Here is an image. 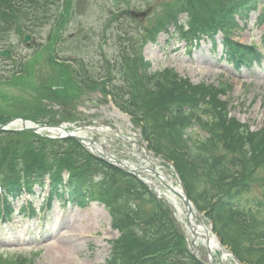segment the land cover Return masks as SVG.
Listing matches in <instances>:
<instances>
[{
	"label": "trees",
	"instance_id": "obj_1",
	"mask_svg": "<svg viewBox=\"0 0 264 264\" xmlns=\"http://www.w3.org/2000/svg\"><path fill=\"white\" fill-rule=\"evenodd\" d=\"M208 1L195 0L202 13L182 28L186 42L202 37L214 42L220 32L225 37L222 57L232 66L259 64L254 48L236 45L228 38L245 29L253 14H257L255 25L264 26V0ZM48 9L47 0H0V33L13 30L20 36V17L30 23ZM67 11L63 7L59 19L65 18ZM175 23L176 19H170L167 27ZM56 73V81L64 82L65 71ZM18 74L20 70L12 76ZM132 79L140 88L135 99H130L127 85L125 89L112 85L108 92L112 103L138 121L148 150L173 164L188 198L210 221L222 245L242 264H264V204L254 198L250 207L251 183L243 179L245 174L249 180L258 171L264 172L263 131L252 133L229 118L215 91H210L213 95L207 101L204 86H193L170 70L151 74L150 64L142 57L134 62ZM38 91L57 104L62 99L51 87L41 86ZM62 101L60 105H65ZM40 113L46 117L44 110ZM5 123L0 117V125ZM193 127L205 135L192 139L188 132ZM66 143L73 144L76 151L54 152L50 149L54 142L31 133L0 131L1 224L12 221L13 203L25 194L34 196L35 187L41 191L47 184L48 198L39 211L58 200L80 207L89 201L106 212L118 237L111 242L105 264H201L187 250L169 213L138 179L94 159L76 142ZM200 178L205 187L198 193L194 183ZM39 211L28 203L18 213L29 219L39 216ZM17 264H25V260L19 259Z\"/></svg>",
	"mask_w": 264,
	"mask_h": 264
},
{
	"label": "rangeland",
	"instance_id": "obj_2",
	"mask_svg": "<svg viewBox=\"0 0 264 264\" xmlns=\"http://www.w3.org/2000/svg\"><path fill=\"white\" fill-rule=\"evenodd\" d=\"M208 3L211 5L212 1ZM47 5L48 11L42 10L30 23L20 17L19 24L24 30L21 34L29 30L34 44L27 46L13 30L0 33V50L12 53L10 59L0 60V78L3 76L0 79V117L6 123L24 117L37 124L66 123L98 128L106 132L108 137H103L102 141L109 145L116 159L138 162L137 156H127L123 139L142 142L140 124L115 108L108 98L106 82L123 89L127 85L129 97L134 100L140 89L132 79L134 62L142 57L151 64L152 73L172 69L192 85L206 87L207 101L213 95L210 91H215L216 100L225 105L229 117L253 132L264 131V57L261 66L238 71L221 59L220 35L215 37L216 49L205 40L197 47L195 43L185 44L176 32L181 31L178 27L188 25L190 18L202 13L195 0H47ZM63 7H67L68 15L59 19ZM256 16L251 15L246 29L235 32L231 40L264 49L262 27L254 23ZM173 18L176 19L174 27L169 28L167 34L161 32ZM12 60L16 65L12 66ZM19 64L24 67L25 74L6 81ZM76 64L84 68V77L76 76ZM63 71L69 79L64 77V82L56 81V72ZM51 78L54 81H49ZM42 84L56 86L54 91L65 105H60L62 99L57 104L45 98V93L38 91ZM118 102L122 104L124 100ZM42 110L46 112L45 118L41 117ZM193 129L192 133L188 132L192 139L205 135L196 127ZM86 135L100 138L97 133ZM50 149L76 151L73 144L59 141ZM161 171L176 177L169 164ZM243 179L251 183L247 196L250 207L254 198L264 204V172L258 171L255 178L249 180L245 174ZM203 187V178L195 180L194 189L198 193ZM34 192V197L23 196L21 201L13 203L15 212L10 223H0V264H17L19 259L25 260V264H104L110 254V242L118 237L109 226L106 212L92 203L74 209L70 203L60 205L53 201L44 225L40 220L28 223L18 213L21 203L29 199L38 208L47 195V188L39 199L40 190L35 187ZM151 192L158 196L155 190ZM160 194L166 195H161L158 201L174 217L177 232L184 241L183 235L189 239L184 224L172 213L169 194L164 190ZM262 212L264 216V207ZM204 223L210 230L211 226ZM206 254L203 248L201 257ZM213 256L222 264H232L229 258L221 260L216 252ZM196 257L201 260L200 256Z\"/></svg>",
	"mask_w": 264,
	"mask_h": 264
},
{
	"label": "bare ground",
	"instance_id": "obj_3",
	"mask_svg": "<svg viewBox=\"0 0 264 264\" xmlns=\"http://www.w3.org/2000/svg\"><path fill=\"white\" fill-rule=\"evenodd\" d=\"M87 131H91V129L90 130L88 129ZM50 132H52V130H50ZM97 147L98 146H93L92 147L93 150L92 149L91 150L95 153V151L97 150ZM139 157L144 162L147 163V164H145L144 162L142 163L143 165L146 166L144 168V170H146L147 166L152 164L148 162V161H152V158L148 156L146 153L142 154V156H139ZM154 161H155L154 163H158V161L156 160ZM158 175H159V181L161 179V182L168 181L170 184L176 183V181L173 180L170 177V175L167 173H163V174L159 173ZM145 182H147L148 186L154 189L158 193V195L160 196L164 195V194H160V192H162L163 189L156 186V184L153 183L152 180L147 179L145 180ZM171 188L174 192L180 193V190L174 187V185ZM167 198L172 206L173 212H175V217L184 224V227L188 233L192 248L196 250L200 248H204L207 252L211 254H214L216 251H218L219 246H218L217 240L212 236L209 229L205 226L203 220L198 216L193 206L192 205L184 206L182 204V201H180L173 194H170L169 196H167ZM221 255L224 261L228 258V256L223 253Z\"/></svg>",
	"mask_w": 264,
	"mask_h": 264
},
{
	"label": "water",
	"instance_id": "obj_4",
	"mask_svg": "<svg viewBox=\"0 0 264 264\" xmlns=\"http://www.w3.org/2000/svg\"><path fill=\"white\" fill-rule=\"evenodd\" d=\"M24 41H26V42H33V40H32L29 36H24ZM9 55H10L9 52H7V51L0 52V56H4V57H7V58H8ZM18 121H20V122L22 123L23 127H24V123H25V122H24L23 120H20V119H19ZM1 128H3V127H1ZM24 128H25V127H24ZM29 130L32 131V132H36V131H37V127H35V128H30ZM67 137H68V138H73L74 140L80 142L83 146H85L84 143H83V140H82V139L77 138V137H74V136H72V135H68ZM98 158L102 159L103 161H105V162H107V163H110L111 165H113V166H115V167H118V168H120V169H122V170H125V171H130L133 175H136V174H135V173H136L135 171H131V170H129V168H127V167H122V166H121V163H120L119 161H115V163H112V162H110L109 160L104 159V158H102V157H98ZM167 188H168L169 190H171L169 187H167ZM172 192H173V190H172ZM179 197L182 199L184 205L188 206V201H187L186 197L184 196V193H183V197L180 196V195H179ZM192 251H194V249H192ZM231 257H232L233 261L236 262V264H239V263L237 262V260H236L233 256H231ZM204 260L208 262V260H207L206 258H204ZM212 264H215V263H212Z\"/></svg>",
	"mask_w": 264,
	"mask_h": 264
}]
</instances>
